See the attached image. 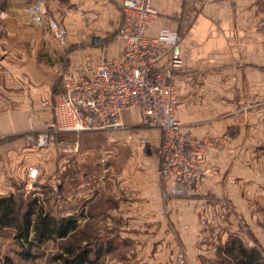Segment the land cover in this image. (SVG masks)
Instances as JSON below:
<instances>
[{"label":"crops","instance_id":"crops-1","mask_svg":"<svg viewBox=\"0 0 264 264\" xmlns=\"http://www.w3.org/2000/svg\"><path fill=\"white\" fill-rule=\"evenodd\" d=\"M39 2L49 18L66 28L65 46H60L49 31L50 38L40 34L29 22V9ZM121 3L122 0H6L1 6L5 10L0 13V197L13 188L16 163L17 174L23 177L30 166L41 172L44 162L53 161L51 166L55 162L53 148L35 149L31 139L52 120L50 105L58 93L64 51L69 69L85 60L98 66L102 61L123 57L127 46L119 41L115 47L109 46L104 59L98 53L82 51L79 55L70 49L79 44L74 33L117 31L123 21ZM75 6L78 13L69 10ZM113 6L119 9L114 21H110L107 11ZM152 6L157 18L147 28V36L167 31L182 38L185 60L174 82L178 97L176 120L184 132L197 139L222 134L229 138L222 140L221 154L208 155L204 175L191 193L163 201L158 185L159 162L145 145L157 146L160 133L157 129H133L140 125V116L126 111L125 129L115 132L109 145L110 157H117L110 167L116 175L110 194L116 201L113 211L129 217L127 229L147 233L133 238L146 242L142 246L145 249L151 247L149 233L157 226L159 231L164 229V224L154 222L160 223L158 214L165 211L177 232L173 250L184 252L187 264H201L200 258L212 254L211 243L217 237L225 242L234 210L240 223V241L246 247L257 248L264 257V0H152ZM87 8L97 10L91 12L97 14L94 18L100 24L98 29L86 27ZM57 9L69 12L63 21L58 20ZM40 51L45 53V60L40 58ZM87 136L77 137L82 149ZM75 138L73 134L58 136V140ZM82 155L81 151L76 157L62 156L65 174L69 173L67 168L82 164ZM90 184L81 180L77 186L81 190ZM73 186L72 180L66 179L68 202L83 203L92 197L81 191L71 195ZM158 243V249H162L163 243ZM166 263L169 264L166 258L161 259V264Z\"/></svg>","mask_w":264,"mask_h":264},{"label":"built area","instance_id":"built-area-1","mask_svg":"<svg viewBox=\"0 0 264 264\" xmlns=\"http://www.w3.org/2000/svg\"><path fill=\"white\" fill-rule=\"evenodd\" d=\"M120 8L123 21L116 39L127 46L123 57L102 61L98 66L85 60L68 69L62 75L61 92L52 98V120L33 146H53L64 155H75L79 151L77 137H56L88 132L112 137L124 127V113L136 112L142 124L160 133L153 150L159 162L162 200L182 198L194 190L204 175L208 155L222 152L224 144L221 139L193 137L182 130L175 118L178 97L174 82L185 60L181 36L167 31L147 36V28L157 18L152 0H122ZM28 20L32 25L47 28L60 46L66 45V28L47 16L43 3L30 7ZM38 176V168L30 166L25 189L31 190ZM168 262L187 264L180 250L172 253Z\"/></svg>","mask_w":264,"mask_h":264},{"label":"rangeland","instance_id":"rangeland-1","mask_svg":"<svg viewBox=\"0 0 264 264\" xmlns=\"http://www.w3.org/2000/svg\"><path fill=\"white\" fill-rule=\"evenodd\" d=\"M5 3L6 0H0V13L5 10V8L1 7ZM26 4L30 5L32 3L27 2ZM118 9L119 8L113 6L111 10L107 11L110 21H114V16L116 15V11H118ZM57 10L60 12V18H58V20L63 21L62 19H64L66 13L69 12L62 9ZM69 10H71L73 13H78L79 11L77 6L70 7ZM91 11L97 10H94L93 8H87L86 17L88 21L86 23V27L89 29L92 27L98 29L96 26H100V24L96 23L97 18H94L96 13ZM89 19L94 20L90 22ZM33 26L40 32V34H44L50 38L49 32L47 29H45V27H39L36 25ZM108 31L109 32H106L107 34H90L86 32V34L83 33L78 35V33H74L73 35L77 39L76 42H79V44L77 43L70 46V49L72 51H77L79 55H82L84 52L98 53L101 59H104L109 46L113 45V47H115L116 42H118L116 39V29L114 28L112 32L111 30ZM50 44L51 43H49V46L51 47ZM39 56L43 60L46 59L45 53H42L41 51ZM68 69L69 59L67 57V52L64 51L62 69L59 72L60 84L58 90L56 89L58 93L62 90V75ZM45 128L46 126H44L40 132L34 133L31 139L32 145L33 142L35 144L37 136L45 131ZM124 129L125 127L119 131H123ZM133 129L150 130L153 128H149L146 125L140 123V125L133 127ZM81 134H89V136L86 137L88 141L85 142L83 149L80 142L78 141L79 151L73 156L76 157L80 155L82 151V164L77 166L79 168L71 167L69 170L67 168L69 173L65 174L66 170L65 172L62 170L61 164V159L64 154L58 152L56 147L49 146L56 152V156L54 158L55 162L52 164V166L50 164L51 160L44 162L42 170L39 172V176L34 182V187H32L31 190L25 189L26 176L22 177L21 175L17 174L19 173V169L17 167L18 164L16 163L14 177L11 180L13 188L8 192L6 191V193L1 196L9 197L12 195L16 199L15 217H21L24 211L23 198L24 202L30 198H35L37 200L38 207L51 217H78L80 230L73 234L71 238L66 240H55L43 244L41 247H34L30 249L31 258L25 259L22 257V253L26 252L27 248L22 246L16 239L15 229L0 227V264H57L54 262V259L60 255H63L64 248L73 245V243H80L81 248H86L90 251V258L93 264H149L148 260H151L152 264H161V259L166 258L169 260L170 255L176 251L173 250L171 245L172 242L177 241V232L176 229L172 228V226L169 224L170 222L167 220L169 217H167L168 214L165 211L163 214H158V217L161 218H159L160 223L158 221L154 222L155 225L161 223L164 224V229L159 231V227L157 226V230L149 233L151 239V247L149 249L142 247L143 244L146 245V242L133 239L137 234L143 235L147 233H143L142 231H131L130 229H127L129 217L116 215L113 211L116 206V201L110 197V194L111 183L116 179V175L110 170V167L117 157H115L114 160L112 157H110L109 145L112 144L111 139L114 134L112 137H108L104 133L97 132ZM79 135L75 136L78 137ZM56 138V140H58V137ZM205 138H216L223 140L225 138H229V135L222 134L218 137ZM145 145L148 146L147 152H149V154L156 155L155 151L153 150L155 146L149 144ZM34 148L42 149L36 148L35 146ZM221 153L222 152L214 154ZM57 156L59 157V162ZM34 157L36 158V153H34ZM51 162L53 163V161ZM80 176L83 177V179H81ZM66 179L72 180L75 185L71 189V195H78V193L81 191L85 196H92L89 198V201L85 200L83 203L76 200L68 202V195L64 190V183ZM78 179L79 181L83 180L89 183L91 182L92 184L87 186L84 185L80 188L81 190H79V187L77 186L79 182ZM232 211V220L229 223V226H231V232H228L229 229H227L225 242L221 241L220 238L217 237L216 240L211 243L212 254L200 258L202 259L201 264H219L221 261L226 259L221 255V249L224 247V245L232 239L240 240L238 237V228L240 226L239 219L237 217V213L234 210ZM225 228H227V226H225ZM156 239L159 240L158 242L161 241V243H163L164 247L162 249H158V242ZM86 243L88 245H86ZM136 243L139 244L136 245ZM136 246L139 248H136Z\"/></svg>","mask_w":264,"mask_h":264},{"label":"trees","instance_id":"trees-1","mask_svg":"<svg viewBox=\"0 0 264 264\" xmlns=\"http://www.w3.org/2000/svg\"><path fill=\"white\" fill-rule=\"evenodd\" d=\"M15 207L16 199L12 195L0 198V227L15 229L16 239L27 248L26 252L22 253L25 259L31 258L30 249L41 247L55 240H66L80 230L78 217H51L38 207L35 198H30L25 202L23 198L24 211L19 218L15 217ZM221 255L226 259L219 264H264V258L257 248L246 247L237 239H232L225 244L221 249ZM54 262L57 264H93L90 251L81 248L80 243H73L64 248L63 255L56 257Z\"/></svg>","mask_w":264,"mask_h":264}]
</instances>
